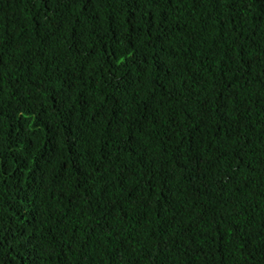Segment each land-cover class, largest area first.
Masks as SVG:
<instances>
[{"label": "trees", "instance_id": "1", "mask_svg": "<svg viewBox=\"0 0 264 264\" xmlns=\"http://www.w3.org/2000/svg\"><path fill=\"white\" fill-rule=\"evenodd\" d=\"M0 264H264V0H0Z\"/></svg>", "mask_w": 264, "mask_h": 264}, {"label": "clouds", "instance_id": "2", "mask_svg": "<svg viewBox=\"0 0 264 264\" xmlns=\"http://www.w3.org/2000/svg\"><path fill=\"white\" fill-rule=\"evenodd\" d=\"M154 111H155V105H153V106H151L149 108L143 109V110L134 111L133 113H141L142 114V117H143V116H150V115H152L154 113Z\"/></svg>", "mask_w": 264, "mask_h": 264}]
</instances>
